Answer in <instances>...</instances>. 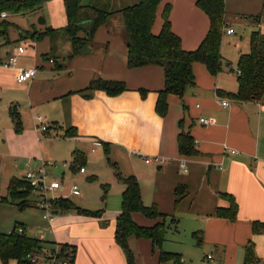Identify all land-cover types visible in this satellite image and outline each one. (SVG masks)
<instances>
[{"label": "crops", "instance_id": "0c3cea01", "mask_svg": "<svg viewBox=\"0 0 264 264\" xmlns=\"http://www.w3.org/2000/svg\"><path fill=\"white\" fill-rule=\"evenodd\" d=\"M60 1L66 14L64 0H52L44 5L61 7ZM197 1H164L158 8L153 33L158 35L161 32L164 9L170 3L172 7L169 18L173 32L181 38L184 50H197L210 28L209 18L198 8ZM138 2L139 0H113V8L119 10ZM238 2L239 12L232 8L235 5L233 0H225V31L233 29L229 22L238 20L242 12L259 15L262 11L263 0H252L251 5H247L245 0ZM43 6L26 15L8 13V17L3 20L11 19L10 22L19 29V39L21 31L24 34L28 31L44 32L48 27L58 28V24L49 25V17L46 20L41 18V28H35L34 18L36 20L41 15ZM116 16L119 14L110 17L108 23L95 33V41L87 44L93 49L90 54H78L69 59V52L62 50L64 45L68 47L66 43L69 41L65 38L57 40L56 56L62 68L57 70L51 61L46 62L49 65L46 68L43 63L36 61L25 67L37 69V75L24 85L16 83V74L19 68H24L19 59L26 54V50L24 54L19 53V47H23L21 43L15 53H11L9 42L0 47L3 48L0 49V91L7 95L16 86L27 92L28 96L25 101L18 100L15 96H11L9 100L12 101L8 109L10 115L11 108L15 107L25 126L29 123L17 136V145L24 146L26 150H32L37 144L43 148L44 143L55 147L58 145L57 138L61 139L59 144H65L63 150L49 153V156L52 161L70 160L72 166L56 179L65 181L70 177L73 181L78 178V167L73 164L72 158V153L76 150L86 156L80 167H85L87 173L81 178L96 177L93 157L89 154L96 153L95 147L98 146L94 143L99 142L104 151L108 150V158L119 164L123 174L135 176L139 180L146 206L157 205L171 220L172 217L176 220L174 213L180 209L190 213L189 221L196 222L193 224L202 229L204 237L214 245V256L211 255L213 259L209 260L213 264H230V261H236L243 256L251 242L254 244L258 264H264V233L254 234L255 225L264 226V104L257 101L242 102L229 97V94L238 92L239 86L236 75L228 70L232 63L225 53L224 40L233 38L235 30L231 35L224 31L226 36L223 35L221 44L223 71L213 76L203 64H194L195 86L187 89L183 99L169 95L168 113L165 117H160L156 112V105L158 93L165 84L163 69L156 65L138 69L128 67L124 21L120 14L121 19L117 17V20H121L122 27L115 29L112 25ZM21 20L26 21L22 27L17 24ZM249 20L251 23L254 21L252 17ZM30 23L32 28L29 27ZM63 24L65 22L59 25ZM237 40L238 37H235V41ZM39 44L42 46L40 55L43 57L50 52L52 43L46 38ZM234 46H238L237 42ZM69 51L73 52L70 42ZM249 51L246 45L242 53ZM13 57L17 59L16 65L6 70L3 64ZM5 70L9 71V76L4 74ZM98 78L124 83L127 90L118 96H109L100 90L87 95L79 93ZM8 84L13 86L8 88ZM141 91L147 92L146 97L142 96ZM223 99L229 101L228 108L221 106L220 101ZM41 112L46 124L51 127L50 131L55 134L54 138L45 139L44 135L36 131L34 115ZM203 118L214 124H201L200 119ZM180 121H183L182 129ZM70 129H73L75 136L61 138L64 133L71 134ZM181 131L189 133L195 140L198 155H181L178 147ZM155 155L165 158L167 164L158 167L145 163L144 157ZM30 160H35V168L38 166L37 162L43 159ZM182 164H185L186 170L182 168ZM26 170L25 166L22 167L20 177ZM109 184L113 187L114 183L111 180ZM179 186L186 189L187 195L176 205L175 189ZM124 190L123 183L116 185L106 202L108 211H113L117 216L121 211ZM222 194L232 196L237 204L234 221L214 216L217 208L230 207V200ZM68 213L71 215V212ZM53 214V221L48 222L54 228V241L76 247L74 264H125L123 262L126 258L115 241L116 219H113L111 228L105 229L98 219L86 216L58 218L61 214L59 210H54ZM133 219L144 227H151L159 222L146 219L141 214H134ZM178 222L180 221H171L175 229ZM39 239L42 240V236ZM149 244L152 245V242L146 239H129L130 248L137 255L140 245Z\"/></svg>", "mask_w": 264, "mask_h": 264}, {"label": "trees", "instance_id": "16d2710c", "mask_svg": "<svg viewBox=\"0 0 264 264\" xmlns=\"http://www.w3.org/2000/svg\"><path fill=\"white\" fill-rule=\"evenodd\" d=\"M47 1L50 0H0V15L3 12L12 15H26L39 10ZM164 1L166 0H139L136 4L127 5L118 10L113 8V0H64L67 16L65 27L56 29L48 27L44 32L34 31L32 34L28 32L22 34L23 31H21L20 40L28 38L40 42L49 38L52 43L51 50L42 58L46 62L51 61L55 64V68L60 70L62 66L59 65V58L56 56L55 43L57 40L65 38L71 43L73 52L69 58H73L80 54L79 51L85 45L92 44L95 33L100 27L108 23L110 17L121 14L128 48V67L138 69L156 65L163 69L165 84L164 88L158 93L156 112L160 117H165L169 110L168 96L175 95L183 99L187 89L195 86L194 64H203L213 76L223 71L224 60L221 55V44L226 27V3L225 0L197 1L198 8L205 12L209 18L210 28L197 50L186 51L182 47L181 38L172 30L169 18L172 7L170 3H167L164 9V23L161 32L155 35L152 31L158 8ZM262 15H264V0L261 14L252 17V19L255 22H260ZM0 20V38H7L9 28L13 23L3 19ZM81 34L84 36H81ZM228 70L236 74L239 86L238 92L229 94V97L242 102L263 101L264 26H257L252 32L250 51L240 55L236 70H232L230 67ZM98 90L105 91L109 96H118L125 92L127 88L124 83L105 81L98 78L79 93L87 95V93ZM141 93L143 97H146V91H141ZM16 111L15 107L11 108V117L16 132L21 133L23 131L22 121ZM179 124L182 129L183 121H180ZM70 130H72V133L68 137H74L73 129ZM178 147L183 156H196L199 153L196 149L195 140L189 133L186 134L184 131H181L178 136ZM105 154L108 157V150H105ZM72 158L74 165L77 163L82 165L86 156L76 150L72 153ZM110 165L125 187L122 193L121 211L116 218L115 241L122 250L127 264H136L134 253L129 245V239L132 237L150 240L154 248H159L160 263L182 264L179 254L162 250L167 229L166 220L169 215L162 213L157 205L146 206L143 203L139 180L135 176L123 177L116 163L110 161ZM28 189L32 191L28 181L23 177H12L8 183V195L12 198L13 203L19 205L21 209L30 206ZM186 195L187 191L184 187H177L175 189V204L178 205ZM222 196L230 200V207L217 208L214 216L234 221L237 214V204L232 196L227 194H222ZM4 200L7 201V199ZM53 207L54 210L60 212L77 211L78 214H83L86 217L99 218L102 214L101 211L91 212L80 209L69 198L54 200ZM134 214H141L148 219L159 220V222L151 227L140 226L134 221ZM173 219L172 217L171 221L177 222ZM262 233H264V226L255 225L254 234ZM56 245L62 249V252L68 248L73 250L74 257L68 260L70 264H74L77 253L75 246L46 242L39 238L30 237L22 224H16L11 232L0 233V260L2 264H8L10 261H16L17 264H30V261L27 260L28 255L41 254L44 248L54 249ZM246 264H258V260L254 255L253 242L249 243L246 248Z\"/></svg>", "mask_w": 264, "mask_h": 264}, {"label": "rangeland", "instance_id": "374dc122", "mask_svg": "<svg viewBox=\"0 0 264 264\" xmlns=\"http://www.w3.org/2000/svg\"><path fill=\"white\" fill-rule=\"evenodd\" d=\"M233 1L235 2V5L232 8L234 10H238V8L240 7L238 0H233ZM60 3H61V7H57V6L49 7L47 5L43 6L44 9L41 10V15H39L36 20L34 18V24L36 29L41 28L39 25L41 18H44L46 20L49 17L51 20L49 25L54 24L53 26H56V24H58L57 25L58 28L65 26L67 24V19H66L67 17L65 16L66 14L63 8V4L61 1ZM245 3L247 5H251L252 0H245ZM239 11L240 10H238V12ZM250 13L242 12L241 17H239L238 20L229 22V24L231 23L233 25L232 28L235 30L236 34L233 36V38L230 37L229 39H225L224 46H225L226 55H228L231 58L230 62L232 63V66L230 67V69L232 70H236V62H238L240 53L243 52V49L246 47V45L247 48L250 49L249 41L252 32L255 30V28H257V26H261V25L264 26V15H262L260 22L252 21L251 23L249 20L250 17L259 16L261 12L259 13V15H255V13L254 15H251ZM117 17L121 19L120 14L119 16H116V19L113 20L112 26L115 29H120L122 27L121 20L118 21ZM53 18L54 20H52ZM10 20L11 19H9L8 21ZM64 22L65 24L59 25ZM17 24L22 27L24 24H26V21L21 20ZM31 24L32 23L29 24V27L31 26ZM250 25H252V27ZM254 25L255 27H253ZM32 27L33 26H31L30 28ZM33 32L34 31H28V33L31 34ZM19 33H20L19 29H17L14 25L11 26L8 37L0 38V47L2 45L6 46L7 42H9L8 45L9 47H11L10 50L11 53H15L18 49L19 44L21 43V46H23L26 50V54L20 57L19 59L21 66L25 68L26 66L33 65L36 61H39V63L41 64L43 63V65L46 68L49 67V65L46 63V61L43 60L42 56L40 55V52H42L41 44H39V42H37L36 40H32L28 38L20 40ZM225 34L224 36H226ZM235 37H238L237 41H235ZM95 38L96 37L94 36L93 41H95ZM235 42H237L238 44L237 47L234 46ZM60 45L61 42L58 43V46ZM66 45L68 47L64 45L62 50H64V52L67 53L69 52V54L67 55L68 58L72 54L71 53L72 51H69V42H67ZM6 70L8 69L6 68ZM229 73L232 74V72L230 71ZM4 74L8 76L10 75L9 71L4 72ZM7 86L8 88H11V86L13 85L8 84ZM11 96H15L17 97L18 100H23V101L28 99L27 92H25L22 89H18L16 86H13L9 90V93L7 95L5 92L2 93V91H0V233H9L14 229V226L16 224H22L26 228L27 234L30 237L39 238L42 236L43 241L56 243L54 241L55 237H53L54 228L50 226L47 220H44L43 216L45 215V212L42 211L41 209H38L36 195H33L32 194L33 192L29 191L28 189L29 192L28 200L30 206L25 209H21L19 205L13 203L12 198L8 195L7 188H8V183L12 177H20L21 174L20 172L22 170V167L25 166L27 169V163L28 161H30V158L37 160H40V158H42L45 161H51L53 163H56L57 168L50 170V175L52 178H59V176L64 171L62 167V163L64 162L61 160L52 161V159L49 156V153L54 154V152L56 151H60L61 149L63 150L65 144H59L61 143V139L57 138L58 142H56V144L58 145L55 147H53L48 143H46L45 145L44 143L43 148L42 146H37L38 145L37 144L36 147L33 146L32 150H26L24 146L17 145L18 142L16 141V139L17 136L20 134L16 132L14 122L8 110L10 106V102H12L9 101ZM15 103L17 104V102ZM29 112L30 111L28 110V113ZM38 114L44 116V114L41 112V113H36L34 117H36ZM29 116H31V114H29ZM22 123H23L22 124L23 130H25L26 126H28L29 123L26 126L24 122ZM50 128L51 127L49 126V131ZM53 128H55V126ZM49 131L44 135L45 139L55 137V134L52 131H50L51 133ZM49 133L50 136L48 135ZM69 135L70 133L69 134L64 133V135H62L61 138H66L65 136L68 137ZM99 146L95 147L96 153L89 154V156L93 157V162H94L93 169L97 171L95 174L96 177H89V178L84 177L83 179L79 177L78 185L80 187L81 195L79 196L70 195L69 197L70 200L80 209L91 212L101 211L102 212L101 217L94 218L91 216H87V218L98 219L101 225L105 226L104 228L107 229L112 227L113 219H116L117 217V214H114L113 211H108L107 209L106 202L108 199V195L111 192L115 191L116 185H120L122 184V182L117 178V176L115 175V170L110 165V161L111 162H116V161H114L113 159L109 160L107 155L105 154L104 149L102 148V145L100 144ZM66 163L70 165V160L67 159ZM75 165L76 168L80 167L78 163ZM117 166L119 168V172L122 173L123 177L128 176L123 174L118 163ZM111 180L114 183L113 187L109 184ZM71 181L72 180L70 179V177H67L64 182L66 185H69ZM65 193L67 194L69 193L68 188L65 190ZM4 199H7V201ZM16 202L19 204L18 201ZM72 216L73 217L83 216V214L80 213L78 214L77 211H71V215H69L68 211H61V214L59 215L58 218H64V217L70 218ZM174 216L176 220L177 221L179 220L180 222H178V224L176 225L177 228L175 229L173 224L171 223V217L167 218L166 221L167 229L164 236V242L162 244V250L168 253L179 254L181 256L182 264H213L211 261L207 259V257L209 255L214 256V245H212L210 242L207 241V239L204 237V233L202 229H198L193 224L196 222H194L193 220L189 221V219H191L189 218L190 213L188 211H185L184 209H180L179 212L174 213ZM102 231H106V230L102 229ZM200 237H202V240L200 239ZM159 254H160V249L157 247L153 248V246L150 244L149 246L140 245L138 247V255L134 253L135 262L136 264H173L172 262L160 263ZM123 263L127 264L126 260H124ZM237 263L246 264V250L243 256H241L239 259H237L236 261L235 260L230 261V264H237ZM0 264H2L1 260H0ZM8 264H17V262L10 261Z\"/></svg>", "mask_w": 264, "mask_h": 264}, {"label": "built area", "instance_id": "2783aa9c", "mask_svg": "<svg viewBox=\"0 0 264 264\" xmlns=\"http://www.w3.org/2000/svg\"><path fill=\"white\" fill-rule=\"evenodd\" d=\"M0 17L2 19H6L8 17V13H1ZM227 34L231 35L234 33L233 29H227ZM25 49L23 47H19V53L24 54ZM17 63L16 58H10L9 61L3 66L5 68H11L15 66ZM240 73V72H238ZM37 75V69H26L19 68L16 74V82L19 85H24L27 82L34 79ZM261 103H264V99ZM220 104L223 108H228L230 106L229 101L221 100ZM35 121L37 123L36 131H38L41 135H45L49 131V126L46 124L45 118L41 115H37L35 117ZM200 123L203 125H211L214 124L213 121L209 119H200ZM95 146H99L100 143H94ZM232 154H237L236 152H232ZM144 161L146 164L155 165L158 167H162L167 164V160L161 156H148L144 157ZM34 162L32 160L27 163V170L23 174V178L28 181L32 194L36 195V201L38 209H41L45 212L43 218L49 222H52L54 219V207L53 201L60 198H68L70 195L79 196L81 191L78 185V178L86 175L87 171L85 167L77 168L78 173L75 178L69 185L64 183V180L52 178L50 175V170L57 168V164L51 161H43L40 160L38 166L33 168ZM70 166L66 162L62 163L63 169H68ZM182 168L186 170L185 164H182ZM69 189V193H65L66 189ZM62 249L56 245L54 249L44 248L41 254H30L27 256V260L30 261V264H70L68 259L74 257V252L72 249L68 248L66 251H61ZM208 260H212L213 257L209 255L207 257Z\"/></svg>", "mask_w": 264, "mask_h": 264}, {"label": "water", "instance_id": "95a60500", "mask_svg": "<svg viewBox=\"0 0 264 264\" xmlns=\"http://www.w3.org/2000/svg\"><path fill=\"white\" fill-rule=\"evenodd\" d=\"M42 22V21H41ZM43 22H45V21H43ZM91 52H93V49L89 46V45H86V46H84L80 51H79V53L80 54H85V55H87V54H90ZM227 66H229V64L227 65Z\"/></svg>", "mask_w": 264, "mask_h": 264}]
</instances>
